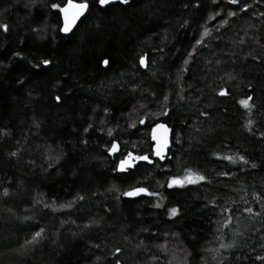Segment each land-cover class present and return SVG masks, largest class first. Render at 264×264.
Masks as SVG:
<instances>
[{
  "label": "trees",
  "instance_id": "16d2710c",
  "mask_svg": "<svg viewBox=\"0 0 264 264\" xmlns=\"http://www.w3.org/2000/svg\"><path fill=\"white\" fill-rule=\"evenodd\" d=\"M58 3L0 0V264H264V0H88L70 34Z\"/></svg>",
  "mask_w": 264,
  "mask_h": 264
},
{
  "label": "snow or ice",
  "instance_id": "6c2138e0",
  "mask_svg": "<svg viewBox=\"0 0 264 264\" xmlns=\"http://www.w3.org/2000/svg\"><path fill=\"white\" fill-rule=\"evenodd\" d=\"M34 2V0H33ZM96 2L99 4L101 7H106L112 3L115 2V0H96ZM120 3L122 4H129L130 0H119ZM240 0H230V3H239ZM63 4V6H61ZM51 7L53 9H58L59 13L62 16V27L59 29L62 33L64 34H69V33H74L75 29H78L79 23H83V19H87L86 13L90 10V5L88 3V0H61V3L58 4H52ZM243 10V9H242ZM230 16H234L235 13L230 12L228 13ZM79 22V23H78ZM224 23H227L225 21ZM0 28H3L4 31L8 30V25H0ZM208 29H205L204 35H208ZM197 45L203 47L204 46V41L203 40H197L196 41ZM191 55V54H190ZM188 61H185V64H187ZM43 66L47 67L48 65L51 64L50 60H43L40 62ZM103 64L107 66L109 64L108 60H104ZM140 65L147 67L146 64V57H141L140 59ZM40 65H36V67H39ZM221 96L227 95L225 91H221L220 93ZM251 97H248V100H251ZM56 100L59 101L60 98L56 97ZM165 100H167V97H165ZM248 100H243L241 103L244 105V107H249ZM164 115H167V112L163 113ZM141 124L144 123L143 120L140 121ZM249 124H251V121H249ZM132 127H135V125H131ZM157 130H163L162 135H157L156 132ZM87 131V129H85ZM167 132L168 129L166 128L165 125L163 124H158L156 125V128L153 130V139L157 141V146L154 155L156 157L163 158L162 152L163 148L167 145ZM109 136H112V130L109 129L108 133ZM110 154L115 155L119 151V145L116 142H112L111 148L108 150ZM12 155H15V153H12ZM224 159L232 160L231 157H224ZM241 160H243V157H240ZM140 161H145L148 164H152L153 161L150 159L149 155H134L133 153L129 152L123 159L120 160L118 166H117V171L121 173H128L130 169H135L137 167V164ZM233 163H235L234 160H232ZM255 167V165H253ZM205 179L204 176H198L195 173H192L191 170H187V174L183 177H173L169 184L168 187H184L185 184H194L198 183L199 181H203ZM142 193L148 194V195H154L153 193H149L146 188H134L130 191H125L122 193L123 196L126 197H136L141 195ZM80 199H83V197H80ZM61 207H71V204L68 205H61ZM156 207H160L159 204L156 205ZM178 209L177 208H172L169 210L170 216L174 217L178 214ZM247 211L251 212V209H247ZM41 235L40 232H36L33 240L36 239V237H39ZM223 246V245H222ZM119 251V249H117Z\"/></svg>",
  "mask_w": 264,
  "mask_h": 264
},
{
  "label": "water",
  "instance_id": "95a60500",
  "mask_svg": "<svg viewBox=\"0 0 264 264\" xmlns=\"http://www.w3.org/2000/svg\"><path fill=\"white\" fill-rule=\"evenodd\" d=\"M117 1H119V0H115V2H117ZM158 124H163L168 129V132H167V145L163 148V152H162V156H163V158H165V157L168 156L169 151L172 148L173 128L167 122H165V121H159V122L155 123L152 126L151 131H150V137H151V141L153 142V153H155L156 146H157V141L153 139V130L156 128V125H158ZM156 134L157 135H162L163 134V130H157ZM115 142L118 143V145H119V151L115 155H112V154L109 153L113 157L116 156V155H118L120 153V144H119L118 141H115ZM154 158H156V159H163V158H160V157H156L155 155H154ZM135 188H146V187L139 186V187H135ZM132 189H134V188H132ZM132 189H130V190H132ZM130 190H128V191H130ZM148 192H149V190H148ZM144 195H148V194L142 193L141 195L136 196V197H140V196H144ZM128 198H135V197H128Z\"/></svg>",
  "mask_w": 264,
  "mask_h": 264
},
{
  "label": "rangeland",
  "instance_id": "374dc122",
  "mask_svg": "<svg viewBox=\"0 0 264 264\" xmlns=\"http://www.w3.org/2000/svg\"><path fill=\"white\" fill-rule=\"evenodd\" d=\"M119 162H120V160H119Z\"/></svg>",
  "mask_w": 264,
  "mask_h": 264
}]
</instances>
